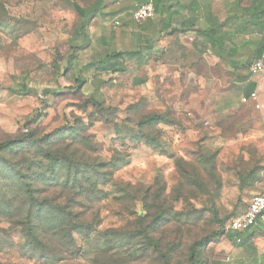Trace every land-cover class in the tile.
<instances>
[{
	"label": "rangeland",
	"instance_id": "1",
	"mask_svg": "<svg viewBox=\"0 0 264 264\" xmlns=\"http://www.w3.org/2000/svg\"><path fill=\"white\" fill-rule=\"evenodd\" d=\"M69 2L0 0V264H264L229 228L264 195V106L230 107L228 76L184 42L77 87L108 49L58 39ZM39 201L81 216L64 261L14 224Z\"/></svg>",
	"mask_w": 264,
	"mask_h": 264
},
{
	"label": "crops",
	"instance_id": "2",
	"mask_svg": "<svg viewBox=\"0 0 264 264\" xmlns=\"http://www.w3.org/2000/svg\"><path fill=\"white\" fill-rule=\"evenodd\" d=\"M149 2L154 5V17L135 23L133 11ZM91 6L89 10L97 15L90 22V43L98 41L108 49L102 59L113 51L136 48L128 39L129 33L139 39L136 49L144 46L143 53H150L152 59L184 42L195 56L211 61L218 73L228 76L227 95L233 98L230 107H239L244 100L264 106V73L254 75L250 71L264 51V0H105L99 7ZM73 14L68 35L58 36L70 44L82 41L75 34L79 18ZM115 21L120 27H114ZM237 241L258 247L264 254V221L241 233Z\"/></svg>",
	"mask_w": 264,
	"mask_h": 264
},
{
	"label": "trees",
	"instance_id": "3",
	"mask_svg": "<svg viewBox=\"0 0 264 264\" xmlns=\"http://www.w3.org/2000/svg\"><path fill=\"white\" fill-rule=\"evenodd\" d=\"M104 1L105 0H97L92 4L83 6L78 0H70L69 3L79 18L75 27V34L82 39L80 43L70 44V50L72 53L89 48V26L90 22L97 15L95 10H89L90 5L99 7ZM143 49L144 46H141L140 49H133V47H131L130 49L124 51H113L98 63H90L86 65V67H84L81 71L85 74V77L80 78V76H78L75 80L77 87H81L89 82L90 78L88 72L91 68L97 70L101 67L106 72L110 71L113 74H124L126 72L125 65L133 59L141 56L143 54ZM74 57H76V55H74ZM96 82L99 86H102L106 81L100 80ZM9 145L10 142L0 144V150ZM25 196H28V194L26 193ZM37 209L38 212L36 213L35 210ZM62 210H65V208L51 201H44L42 203L40 201L35 202L32 206V210L14 223L18 226L30 227L27 235L30 239H32V245L37 246L38 251L42 252V249L49 251L53 256H55L56 260L60 262L65 260V256H69L71 254L69 252H73V248L76 245L74 235H82L81 228H83V223L80 221V215L77 214L73 216V214H71L69 216H64L62 214ZM240 236L241 233H237L236 235H231L230 238L232 241H237ZM32 251L35 252L36 249H33ZM47 258L48 256L45 255L42 259L47 260ZM191 259L193 264H200L197 261L195 254L192 255Z\"/></svg>",
	"mask_w": 264,
	"mask_h": 264
},
{
	"label": "built area",
	"instance_id": "4",
	"mask_svg": "<svg viewBox=\"0 0 264 264\" xmlns=\"http://www.w3.org/2000/svg\"><path fill=\"white\" fill-rule=\"evenodd\" d=\"M155 8L152 2L138 5L133 11V21L137 24L148 21L154 17ZM115 28L120 27L121 23L115 21L113 23ZM250 71L254 75L264 73V51L261 56L255 60L250 66ZM246 102V100H244ZM260 221H264V195L254 196L245 212L235 217L230 225V230L238 233L245 232L252 227L258 225Z\"/></svg>",
	"mask_w": 264,
	"mask_h": 264
}]
</instances>
